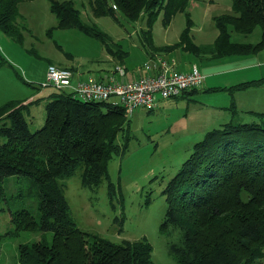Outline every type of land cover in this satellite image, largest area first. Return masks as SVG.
Instances as JSON below:
<instances>
[{
    "label": "trees",
    "instance_id": "trees-1",
    "mask_svg": "<svg viewBox=\"0 0 264 264\" xmlns=\"http://www.w3.org/2000/svg\"><path fill=\"white\" fill-rule=\"evenodd\" d=\"M23 1L27 0H0V29L17 42L24 38L17 19ZM48 2L58 27L76 28L95 37L104 43L108 53L112 45L121 47L95 23L82 20L75 0ZM187 2L88 0L95 16L115 18L113 4L130 21L146 15L147 29L141 32L149 47L147 54L170 52L154 49L152 24L161 10L162 22L167 25L177 11L186 9ZM231 6L233 13L214 16L218 34L207 44L192 40V22L186 13L187 26L170 48H181L206 60L253 55L263 49L264 0H231ZM257 26L260 38L256 42L231 40L229 27L249 34ZM126 55L124 51L122 56ZM262 80L241 82L228 89H242ZM216 89L220 88H209ZM17 103L10 100L0 105V115ZM23 108L26 107L13 108L7 116L9 122L0 124V201L6 199L8 180L15 177L19 183L12 197L35 198L37 215L26 208L10 211L14 228L9 234L50 231L51 235L49 239L20 243L19 263L155 264L152 245L146 237L117 243L78 228L57 181L80 165L85 187H95L103 178H109L108 161L127 148L128 134L123 145L116 141L127 122L123 108L108 102L83 101L70 92H54L46 103L42 127L33 131ZM227 108L229 120L193 144L189 156L161 191L166 207L159 232H177L176 239L168 243V252L178 264H264V113L254 112L256 117L245 121L236 119L238 111L233 104ZM109 188L111 198V184ZM3 236L0 234V242Z\"/></svg>",
    "mask_w": 264,
    "mask_h": 264
},
{
    "label": "rangeland",
    "instance_id": "rangeland-1",
    "mask_svg": "<svg viewBox=\"0 0 264 264\" xmlns=\"http://www.w3.org/2000/svg\"><path fill=\"white\" fill-rule=\"evenodd\" d=\"M75 5L83 21L95 23L121 47L112 45L108 53L104 43L95 37L76 28L58 27L48 0L23 1L19 4L20 15L17 18L23 41L13 40L0 29V105L10 100L18 102L0 115V124L8 120L13 108L23 105L30 130L42 127L49 96L59 91L53 85H41L49 62L72 69L82 78L90 76L96 80H102L101 77L107 79L106 74L120 63L118 60H123L120 64H124L129 72L141 69L149 51L141 32L147 29L146 15L133 22L113 7L115 18L93 15L88 0H75ZM186 13L192 22L189 26L192 40L196 44H207L212 43L218 34L214 16L231 14L233 10L231 0H188L186 9L177 11L167 25L162 22L163 12L160 10L151 27L154 49H169L170 54L165 55L173 57L176 68L181 71L187 70L191 62L199 64L193 54L169 46L179 41L187 26ZM228 30L232 41L256 42L260 38L258 26L249 34H241L231 27ZM124 51L127 53L125 57L122 56ZM204 68L211 71L206 66ZM130 74L117 76V79H135H128ZM216 78L220 82L221 76ZM202 86L175 97L160 99L154 109L135 108L130 114H124L127 122L117 133L116 141L123 145L125 134H128L127 148L123 154H113L108 161V179L103 178L95 187L83 186L81 165L71 174L58 178L78 228L117 243L146 237L152 245L151 255L155 264H178L168 252V243L176 239L177 232L169 235L159 232L166 207L161 191L189 156L193 144L207 131L227 122L230 118L227 107L241 101V97L235 94L238 90L231 93L225 89L205 90ZM242 93L252 98V92ZM236 117L252 119L240 111ZM8 181L6 199L0 201V234L4 235L0 242V264H20L18 245L42 237L49 239L51 232L9 234L14 228L10 211L26 208L37 215V200L13 198L19 182L15 177ZM109 183L112 186L111 198Z\"/></svg>",
    "mask_w": 264,
    "mask_h": 264
},
{
    "label": "built area",
    "instance_id": "built-area-1",
    "mask_svg": "<svg viewBox=\"0 0 264 264\" xmlns=\"http://www.w3.org/2000/svg\"><path fill=\"white\" fill-rule=\"evenodd\" d=\"M112 7L116 9L113 4ZM151 53V54H150ZM143 62L142 73L135 79L118 80L126 75L123 64L117 63L107 79L81 78L72 69L49 62L42 86L53 85L83 101L108 102L120 105L128 115L135 108L154 109L160 99L175 97L198 87L204 77L195 63L187 71L176 68V61L163 52H150ZM115 97V100H111Z\"/></svg>",
    "mask_w": 264,
    "mask_h": 264
},
{
    "label": "crops",
    "instance_id": "crops-1",
    "mask_svg": "<svg viewBox=\"0 0 264 264\" xmlns=\"http://www.w3.org/2000/svg\"><path fill=\"white\" fill-rule=\"evenodd\" d=\"M146 56H147L146 58H148L149 54H146ZM197 60L199 62L198 65L200 67H198V65L195 62H191L188 65L187 70L190 69L191 64L193 63L197 65L198 69L200 68L199 71L203 75L204 79L199 86L203 85L202 87L205 90L209 88H220V89L223 88L227 92L229 91L231 93L232 92L234 93L236 90H238L235 94H238V96L241 97V101H237L235 105L233 104V106L236 108L237 111H240V113L243 114H249V117H252V119L256 117L254 115L255 114L254 112L264 113V48L259 50L253 55L227 56L218 59H211L209 61L197 57ZM204 66L210 68L211 71H205ZM202 69L204 71H202ZM129 73L132 74L128 76L129 77L128 79H133L138 77L142 73V69L140 70L136 69L134 72L127 71L125 77H127V74ZM108 75L109 73L106 74V77ZM217 76H221L220 82L216 78ZM101 79L105 80V78L103 77H101ZM258 79H263V80L255 85H251L242 89H234V90L228 89L229 87H232L241 82L258 80ZM198 87H196V89ZM242 91L252 92L251 93L252 98L249 99L247 95L242 93ZM245 121H250V120H245Z\"/></svg>",
    "mask_w": 264,
    "mask_h": 264
}]
</instances>
